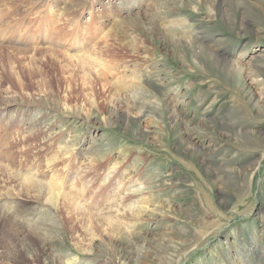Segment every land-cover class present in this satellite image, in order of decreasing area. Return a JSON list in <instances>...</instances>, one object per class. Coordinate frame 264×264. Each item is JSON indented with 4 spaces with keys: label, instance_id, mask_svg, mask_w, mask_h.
<instances>
[{
    "label": "rangeland",
    "instance_id": "rangeland-1",
    "mask_svg": "<svg viewBox=\"0 0 264 264\" xmlns=\"http://www.w3.org/2000/svg\"><path fill=\"white\" fill-rule=\"evenodd\" d=\"M222 1L0 0V211L33 207L16 223L60 239L63 263L264 264V0ZM105 61L124 85L104 87ZM6 166L58 188L78 175L88 200L20 195ZM117 189L113 235L90 215ZM87 223L90 254L73 243ZM32 249L23 264H54Z\"/></svg>",
    "mask_w": 264,
    "mask_h": 264
},
{
    "label": "bare ground",
    "instance_id": "bare-ground-1",
    "mask_svg": "<svg viewBox=\"0 0 264 264\" xmlns=\"http://www.w3.org/2000/svg\"><path fill=\"white\" fill-rule=\"evenodd\" d=\"M224 1V0H223ZM222 1V3H224ZM226 2V1H225ZM228 15V14H226ZM223 16V15H222ZM227 18V17H226ZM224 19V18H223ZM100 37V35L98 36ZM102 38V37H101ZM56 47V46H55ZM102 47V46H101ZM110 47V46H109ZM214 48V47H213ZM109 49V48H108ZM213 50V49H212ZM86 51V50H85ZM97 51H95L96 53ZM211 54V53H210ZM74 56V55H73ZM72 56V57H73ZM97 56V55H96ZM100 56V55H99ZM80 57V56H79ZM92 57V56H91ZM81 59V58H79ZM84 61V60H83ZM94 61V60H93ZM89 63V61H87ZM101 62V61H100ZM85 64V63H83ZM90 65V64H89ZM94 66V65H93ZM102 66L103 69L101 74H102V78H103V85L104 87H107L109 85V82L111 83L112 80H116V82L118 84H125V82L128 80V74H125V70L123 72V67L121 68L119 65L117 64H113L110 62H106L103 63L102 62ZM125 67V66H124ZM99 68V67H98ZM85 69V68H84ZM95 70V69H94ZM98 71V70H97ZM100 71V70H99ZM134 72V71H133ZM84 73V72H83ZM144 75V74H143ZM144 77V76H143ZM150 78V77H149ZM142 79V78H141ZM129 84L134 82H128ZM89 95V94H88ZM148 96V95H147ZM91 104V103H90ZM169 105V104H168ZM3 107V106H2ZM92 107V106H91ZM160 110V109H159ZM170 119H172V121H176V119L173 116L169 117ZM45 122V121H44ZM42 123V122H41ZM46 124V123H44ZM47 126V125H46ZM31 128V126H30ZM33 128V127H32ZM31 128V129H32ZM28 129V128H27ZM29 130V129H28ZM40 130V129H39ZM39 133V132H38ZM29 135V134H28ZM40 135V134H39ZM25 136V135H24ZM28 137V136H27ZM47 137V136H46ZM20 138V137H18ZM24 138V137H23ZM26 138V137H25ZM45 138V137H44ZM21 139V138H20ZM18 140V139H17ZM19 141V140H18ZM22 141V140H21ZM27 141V140H26ZM71 141V140H70ZM11 142V140H10ZM9 142V143H10ZM16 142V141H15ZM44 142V141H43ZM68 142V141H67ZM19 143V142H16ZM23 143V142H22ZM28 143V141H27ZM31 143V142H29ZM76 143V142H75ZM6 144V143H5ZM14 144V143H13ZM17 145V144H16ZM23 145V144H21ZM69 145V146H68ZM5 146V145H4ZM7 146V145H6ZM11 146V145H9ZM30 146V145H29ZM58 146V145H57ZM65 147L63 148V152L60 151L59 147V151L61 153H63V156L66 155V153L68 152V150L70 149H74V145H70V144H66L64 145ZM20 147V146H17ZM24 147V146H23ZM22 147V148H23ZM3 148V147H2ZM5 148V147H4ZM12 148V147H11ZM27 148V147H26ZM30 148V147H29ZM20 149V148H19ZM39 149V148H38ZM56 149V148H55ZM25 150V149H24ZM28 150V148H27ZM12 152V151H11ZM4 153V152H3ZM7 153V152H5ZM29 153V152H28ZM55 153V152H54ZM54 153L51 155H54ZM58 152V155H54V158H48V160L52 161L51 164H49L52 167L53 162H56L59 159H62L63 156L61 157L60 154ZM2 154V152H1ZM56 154V153H55ZM4 155V154H3ZM14 155V154H13ZM16 155V154H15ZM50 155V156H51ZM8 156V155H7ZM5 157V156H4ZM12 157V155H11ZM14 157V156H13ZM1 158V157H0ZM8 158V157H7ZM18 158V157H17ZM27 158V157H25ZM3 159V158H2ZM28 159V158H27ZM3 161V160H2ZM15 161V160H14ZM24 162V161H23ZM27 162V161H26ZM6 163V162H5ZM4 162L2 164L6 165ZM48 163H50L48 161ZM1 164V163H0ZM47 165V164H46ZM45 166V165H44ZM22 167V166H21ZM41 167V166H40ZM28 168V167H27ZM43 168V167H42ZM48 168V167H47ZM50 168V167H49ZM2 169V167L0 168ZM39 169V168H38ZM35 168V170H38ZM34 170V169H32ZM41 170V169H40ZM44 170V169H42ZM5 171L4 175H7V182H13L15 186L18 187V192L21 195L26 193V195L28 194V197L30 196H36V197H41L43 196V198L45 199L46 202H48L49 204L51 203L53 206H55L56 208L61 209L62 207H67V208H71L72 210L75 211V209L77 210L79 208V204L80 202H78V199L84 198L86 200H88V191L85 189V180L83 181H79V179L76 181V178L78 177V175H76V177H74V180L72 181V185L69 186L68 184H65L63 188H58L57 184L55 183H43L38 179H33L31 175L27 174V175H22L16 172L11 171L8 166L3 167V172ZM1 172V171H0ZM49 172V171H48ZM32 173V172H31ZM34 173V172H33ZM3 174V173H2ZM1 174V175H2ZM3 176V175H2ZM57 176V175H55ZM54 176V177H55ZM79 176H83L81 173L79 174ZM6 178V176H5ZM4 178V179H5ZM3 179V180H4ZM13 185V186H14ZM127 186H125L126 188ZM130 189V188H129ZM141 188H139L140 190ZM109 190V189H108ZM107 190V191H108ZM120 189H117L116 191H118V193L116 192V195H113L109 198L108 202H104V203H99L96 202L94 204V202H91V205L94 204V210L96 209L97 212L91 213V218L94 219H99L100 221H98V226L100 228H102V230L100 229L99 231H103L104 233H109V234H113V235H117V233H119L120 231H122V222H119V219H121V216L123 217L124 214L129 211L126 210L123 212V207L120 209V207L122 206L123 203H125V195L129 194L128 191H119ZM145 190V189H144ZM137 191V190H136ZM135 191V192H136ZM126 192V193H125ZM134 192V193H135ZM108 193V192H107ZM144 194V193H143ZM95 196V195H94ZM138 199L136 200H141V199H145L144 196H140L138 195ZM35 198V197H34ZM101 200L104 199L103 196L100 197ZM43 199V200H44ZM122 199H124L122 201ZM133 200V199H132ZM132 200L130 202H128L129 204L132 202ZM44 202V201H43ZM123 202V203H122ZM47 203V204H48ZM127 204V203H126ZM133 204V203H132ZM135 204V203H134ZM133 204V205H134ZM137 204V203H136ZM10 207L12 209H14L13 213H9L6 211H0V219L1 217H3V222L2 224L0 223V262L2 263L4 260H10L12 261L13 264H23V252L25 251V249L29 250L32 248H35V252H34V260L40 259V258H44L45 260L48 259V261L53 260L54 264H65L63 263L61 257L57 254V251L52 250V247H55L57 244L60 242V239H52L51 235L49 233H47L46 231H38L36 228H34L32 225L29 224H17L16 220H17V216L16 213L21 212L24 214L25 211L29 210L30 208H33L31 206H29V204H27L26 206L25 203L20 202L18 205L16 203L13 204H9ZM125 205V204H124ZM123 205V206H124ZM128 205V204H127ZM125 205V206H127ZM70 206V207H69ZM82 206V205H81ZM131 206V205H130ZM132 207H135L132 206ZM74 208V209H73ZM145 208V207H144ZM57 209V210H59ZM70 209V210H71ZM107 210V213L105 214L104 210ZM93 210V211H94ZM83 211V210H82ZM104 211V213H103ZM112 213H111V212ZM85 212V211H84ZM67 215V214H66ZM88 219V218H87ZM109 219V221H108ZM81 220V219H80ZM96 220V221H97ZM123 221V220H122ZM83 222V221H82ZM88 222V220H87ZM100 222V223H99ZM86 223V222H85ZM129 223V221H128ZM127 223V224H128ZM78 224V223H77ZM88 226L86 227V234L87 235V241H74V245L77 248V250H80L81 252H85V253H91L93 251V247L92 245L95 243L96 241V234L91 227H90V223H87ZM125 224V225H127ZM128 226V225H127ZM78 227V226H77ZM94 228V227H93ZM124 229V228H123ZM79 230V229H78ZM125 230V229H124ZM129 230V229H128ZM102 232V233H103ZM30 233H33L38 239L39 244L37 245L38 247H33L32 241L30 240ZM80 234V233H79ZM60 236V235H59ZM78 236V235H77ZM33 237V236H32ZM83 238V234L81 236ZM117 236H115L116 238ZM61 238V237H60ZM114 238V237H113ZM79 239V238H78ZM63 241V240H62ZM252 246V245H251ZM33 250V249H32ZM253 250V249H252ZM255 251V250H254ZM254 251L252 253H254ZM29 252V251H28ZM256 252V251H255ZM261 259H264V255L261 254L260 255ZM102 260V259H101ZM39 261V260H38ZM23 262V263H22ZM42 262V261H41ZM45 262V261H44ZM99 263H103V261H98ZM0 263V264H1ZM47 263V262H46ZM105 263V262H104ZM39 264V263H38Z\"/></svg>",
    "mask_w": 264,
    "mask_h": 264
}]
</instances>
